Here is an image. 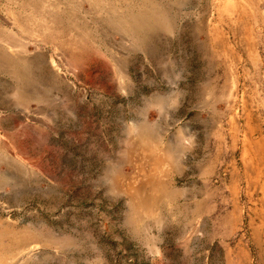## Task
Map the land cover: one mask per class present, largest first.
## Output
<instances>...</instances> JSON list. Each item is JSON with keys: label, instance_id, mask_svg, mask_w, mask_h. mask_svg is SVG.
Instances as JSON below:
<instances>
[{"label": "rangeland", "instance_id": "rangeland-1", "mask_svg": "<svg viewBox=\"0 0 264 264\" xmlns=\"http://www.w3.org/2000/svg\"><path fill=\"white\" fill-rule=\"evenodd\" d=\"M257 137L264 0H0V264H264Z\"/></svg>", "mask_w": 264, "mask_h": 264}, {"label": "crops", "instance_id": "crops-1", "mask_svg": "<svg viewBox=\"0 0 264 264\" xmlns=\"http://www.w3.org/2000/svg\"><path fill=\"white\" fill-rule=\"evenodd\" d=\"M250 128H252V129H250ZM246 130V132H253V133H255L256 131H257V129H254V126H247L246 128H245ZM243 135V134H242ZM255 144V148H256V150L255 151H253L254 152V156L255 157H263L264 156V138L263 137H257V139H256V143H254ZM259 147H260V150H259ZM263 167L261 168V166H260V169H258L257 168V170L255 171V173L257 174V175H259L260 176V178L262 179V183L264 184V165H262ZM260 187L261 188H263L264 189V185H260Z\"/></svg>", "mask_w": 264, "mask_h": 264}, {"label": "bare ground", "instance_id": "bare-ground-1", "mask_svg": "<svg viewBox=\"0 0 264 264\" xmlns=\"http://www.w3.org/2000/svg\"><path fill=\"white\" fill-rule=\"evenodd\" d=\"M40 11V10H39ZM32 16V15H31ZM30 18V17H29ZM145 19V18H144ZM25 20V19H24ZM72 22V21H71ZM74 23V22H73ZM63 24V23H62ZM55 25H57V24H55ZM60 25V24H59ZM58 25V26H59ZM162 25V24H161ZM45 28V27H44ZM43 28V29H44ZM127 30V29H126ZM61 32V31H60ZM58 33V32H57ZM80 36V35H79ZM79 39V41L81 42V43H83L84 44V41H85V38H84V36H82V38H78ZM90 47V46H89ZM92 47V46H91ZM92 49V48H91ZM26 68V67H25Z\"/></svg>", "mask_w": 264, "mask_h": 264}]
</instances>
